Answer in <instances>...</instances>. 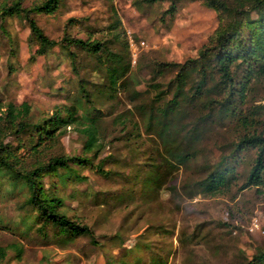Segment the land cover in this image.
<instances>
[{"label": "rangeland", "instance_id": "1", "mask_svg": "<svg viewBox=\"0 0 264 264\" xmlns=\"http://www.w3.org/2000/svg\"><path fill=\"white\" fill-rule=\"evenodd\" d=\"M36 1L20 0L22 7ZM168 5L60 0L53 13L33 15L50 38L67 32L103 42V60L121 55L129 68L115 85L106 76L109 62L101 66L74 46L39 44L21 14L0 16V102H27L32 125L20 136H6L4 143L13 149L23 145L18 154L27 167L55 155L84 154L92 160L89 167L59 168L45 175L43 184L98 241L94 245L79 236L61 243L52 229L44 239L36 213L25 205L22 181L0 172V247L6 251L0 264H241L263 247L264 189L242 188L256 149L235 143L246 129L235 116L216 112L195 123L198 110L175 97V71L155 67L196 57L217 28L218 16L201 1L186 0L172 18L162 20ZM116 20L120 24L114 28ZM80 80L89 103L78 88ZM249 99L244 108L264 102V79L257 80ZM68 110L76 121L69 120ZM90 118L97 120L96 143L84 153L82 130ZM56 119L62 120L55 124L56 133L62 131L58 137L29 149L38 126ZM230 153L227 165L234 166V179L217 193L205 192L200 184L219 157Z\"/></svg>", "mask_w": 264, "mask_h": 264}, {"label": "trees", "instance_id": "2", "mask_svg": "<svg viewBox=\"0 0 264 264\" xmlns=\"http://www.w3.org/2000/svg\"><path fill=\"white\" fill-rule=\"evenodd\" d=\"M59 1L38 0L29 7H22L20 0L12 2L11 5L2 3L0 16L21 14L26 20L31 35L39 44L49 47L62 45L66 48L74 46L95 57L101 66L104 61L109 62L105 72L111 85H115L122 77L125 79L129 63L125 65L121 55H116L112 60H103L102 55L99 54L104 46L103 42L84 41L71 37L67 32H64L57 40L45 34L33 15L53 13ZM140 1L145 4L167 1L169 5L161 14L163 20L165 16L172 18L178 4L186 0ZM198 1L213 10L219 19V24L208 42L198 50L196 57L187 58L182 63L157 62L155 67L158 68L157 71L166 69L175 71L173 76L175 97L181 96L187 104L198 110L199 114L195 123L206 122L214 117L215 112L219 116L236 117L242 128L246 130L235 143L241 147L256 149V155L250 164L242 188L255 186L264 189V102H251L244 108V104L247 105L250 100L249 95L253 91L254 84L257 80L264 79V0ZM119 24L120 21L116 20L113 27ZM114 36L118 37L117 33H114ZM69 56L72 71L78 76L76 55L70 52ZM215 78L217 79L214 80ZM78 88L81 90L84 101L89 103V93L82 80L79 81ZM162 93L163 91H160L158 94ZM175 101L172 99L170 103ZM29 116L30 105L25 101L20 104L0 102V172L22 181L27 191L25 205L30 206L36 213L38 226L36 229L44 239L50 238L49 230L52 229L51 235L61 243H68L76 237L85 236L91 244L98 245L91 227L68 216L62 209L61 198L54 192L49 193L43 184V177L59 168L68 170L70 164L89 167L93 165L92 160L84 154L55 155L46 161H36L31 167H27L21 155L18 154L23 145L20 144L13 149L4 143V138L10 134L20 136L32 127L28 120ZM68 117L69 120L76 121L69 110ZM57 122L62 120L56 119L48 125L38 126V139L29 144V149L36 151L45 139L53 140L58 137L62 131L56 133ZM96 123L95 118H90L89 125L82 130L86 135L83 144L84 153L92 151L95 147ZM43 135H45L44 138ZM231 154L221 155L213 170L200 184L205 192L217 193L228 186L231 178L234 179L235 168L227 165ZM100 165H96L97 170ZM5 256V249L0 247V261ZM241 264H264V245L250 259Z\"/></svg>", "mask_w": 264, "mask_h": 264}]
</instances>
